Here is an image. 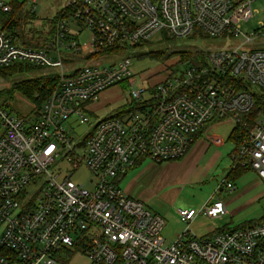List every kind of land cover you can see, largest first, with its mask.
Instances as JSON below:
<instances>
[{"label":"built area","instance_id":"built-area-1","mask_svg":"<svg viewBox=\"0 0 264 264\" xmlns=\"http://www.w3.org/2000/svg\"><path fill=\"white\" fill-rule=\"evenodd\" d=\"M252 5L67 0L46 48L26 46L0 26V67L22 64L55 76L30 116L0 106V264H69L78 253L86 254L88 264H264V220L196 237L189 225L197 215L227 213L223 201L207 202L199 210L179 209L188 228L166 243L165 218L120 186L137 160L182 159L200 131L223 121L245 130L238 160L264 181V114L253 122L246 118L255 92L264 93V23L249 33L240 30L254 16ZM11 11L0 0V12ZM83 29L89 37L81 41ZM158 32L168 38H242L238 46L208 50L204 62L170 69L166 78L137 88L130 51ZM112 56L117 59L106 62ZM122 82L136 111L98 118L91 106ZM94 117L84 138L69 134ZM209 139L223 143L220 136ZM57 160L62 165L51 169ZM83 166L94 175L90 188L72 179ZM226 187L234 189L231 182Z\"/></svg>","mask_w":264,"mask_h":264},{"label":"rangeland","instance_id":"rangeland-1","mask_svg":"<svg viewBox=\"0 0 264 264\" xmlns=\"http://www.w3.org/2000/svg\"><path fill=\"white\" fill-rule=\"evenodd\" d=\"M2 1L23 4L14 17L15 28L19 27L20 30H18L21 34L34 35L35 40L40 41L41 39H52L55 22L60 17L67 0H36V3L33 0ZM35 4L36 8L33 10ZM252 6L254 16L240 23L242 32L249 33L260 23H264V0H253ZM11 16V12H0V26H3L4 20ZM7 30L15 31V29L8 28ZM88 37L89 32L83 29L79 39L83 41ZM241 38L242 36H239L229 40L226 37L205 38L202 35L168 38L162 32H158L150 41L130 51L131 71L136 79L135 87L140 88L157 83L168 76L170 69L173 71L184 69L191 60L189 56H183L187 52L198 53L238 46L241 43ZM116 59V56L108 57L106 62ZM51 74L52 72L39 68H31L26 72H7L5 75L0 73V92L11 88L13 83L30 79L41 80ZM129 90L127 82H122L108 90L107 93L105 92L100 100L92 105L95 115L98 118H103L121 109L127 103ZM9 106L11 107L10 112L28 117L37 110L39 104L17 91L14 93V99L9 100ZM95 122L96 118L94 117L91 124L80 125L77 129L69 130V134L74 135L77 139H82L87 135V131L93 128ZM233 127L232 121H223L215 127V130L227 139ZM227 143V146L233 150L234 145L230 141ZM212 158L209 153L198 158V161L188 162L183 158L162 162L145 158L121 179L120 186L125 193L132 197L139 196L145 201V205H151L155 211L164 216L166 225L162 234L166 243H172L178 234L188 228V225L180 219L178 210L186 208L199 210L207 202L211 205L215 201H223L227 207V213L217 218L197 215L189 225L190 232L196 237L209 235L217 229L264 220V182L255 171L249 169L239 177L230 178L227 172L233 165L232 161H229L225 154L218 163ZM59 165H62V161L57 160L51 169L56 170ZM64 167L66 168L67 165L65 164ZM69 173L71 170L62 174L61 178ZM72 179L76 183L84 184L90 188L94 175L86 166H83L74 173ZM222 181H225V185L220 190L219 186ZM227 182L235 185L232 192L228 191ZM88 261L89 258L85 253L69 257V264H88Z\"/></svg>","mask_w":264,"mask_h":264},{"label":"trees","instance_id":"trees-1","mask_svg":"<svg viewBox=\"0 0 264 264\" xmlns=\"http://www.w3.org/2000/svg\"><path fill=\"white\" fill-rule=\"evenodd\" d=\"M12 6L11 14L12 16L3 22L4 28L8 29H15V34L18 36L19 39H21L22 43L26 46H32V47H40V48H46L49 42V39H41L40 41H36L34 38V35H25L20 33V28H15V19L16 13L23 7V4H20L18 2H14L13 4L10 3ZM15 12V13H14ZM147 43V42H145ZM140 43L137 48H139L142 44ZM206 52L200 51L198 53H191L187 52L186 55L183 56H189L190 62L193 63H200V60L203 62L205 61ZM160 55V54H159ZM158 56V55H157ZM31 67L29 66H23L22 64H16L10 67H0V73L5 75L7 72L15 73V72H26L29 71ZM55 80V76L51 74V76H48L44 79L37 80V79H30L26 81H21L17 83H13L11 88L4 89L0 92V106L5 109H11L9 106V100L14 99V93L15 92H21L26 98H28L31 101H35L39 104V107L42 105V103L45 101V99L48 97L49 92L53 86V82ZM37 94H39L37 96ZM137 107L135 103L127 102L125 106H123L121 109L114 111L112 114L115 116H124L128 112H134L136 111ZM264 114V93L261 92H255V106L253 110L246 116V118L253 122L255 118H257L260 115ZM201 132V131H200ZM245 135V130L240 126H235L232 131L229 134L228 140L234 145V148L231 152V155H233L234 158V164L231 169V171L228 174V177H239L243 175L247 170H251L252 168L246 163H243L242 159H239V146L241 144L242 138ZM142 160L139 159L136 161V164L132 167H136ZM262 221V220H258ZM258 221H253L249 223H257ZM247 224V223H246Z\"/></svg>","mask_w":264,"mask_h":264},{"label":"crops","instance_id":"crops-1","mask_svg":"<svg viewBox=\"0 0 264 264\" xmlns=\"http://www.w3.org/2000/svg\"><path fill=\"white\" fill-rule=\"evenodd\" d=\"M115 87L116 86H113V87L109 88L108 90H111L112 88H115ZM108 90H106L105 92L107 93ZM105 92L102 93V95L105 94ZM91 109L93 111L92 106H91ZM94 114H95V112H94ZM218 125H219V123L210 125V126L206 127L205 129H203L201 132H199L194 137V140H193V142H192V144L190 146V149H189L188 153L185 155V157H183V159L186 160V162L192 161V160L198 161L197 160L198 158H200V157H202V156H204V155H206V154L209 153V154H211V156L213 157L212 159H214V161L216 163H218L221 160L222 156H224V154H225L226 155V158L229 161L231 160L232 163L234 164V158H233V155H231L232 149H230L227 146V144H228L227 142H229L228 138L225 139L223 136L219 135L218 132L215 130V127L218 126ZM213 136H220V137H222L223 143L221 145L212 144L210 142V139L209 138L210 137H213ZM232 167H233V165H232ZM232 167H230V169L228 170L227 175L229 174V172L232 169ZM219 188H220V190L223 189L222 187H219ZM234 189H235V185H234ZM133 198L139 199V200H141V201H143L145 203V201L142 200V199H140L139 196L133 197ZM148 207H150L151 209L153 208L151 205L150 206L148 205ZM152 210H154V208ZM156 212H158V211H156ZM158 213H160V212H158Z\"/></svg>","mask_w":264,"mask_h":264}]
</instances>
